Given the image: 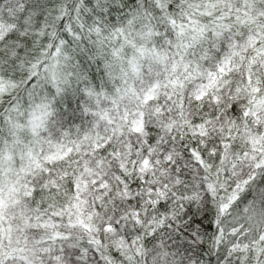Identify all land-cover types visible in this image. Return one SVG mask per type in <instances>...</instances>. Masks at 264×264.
<instances>
[{"label": "snow or ice", "instance_id": "snow-or-ice-1", "mask_svg": "<svg viewBox=\"0 0 264 264\" xmlns=\"http://www.w3.org/2000/svg\"><path fill=\"white\" fill-rule=\"evenodd\" d=\"M0 264H264V0H0Z\"/></svg>", "mask_w": 264, "mask_h": 264}]
</instances>
